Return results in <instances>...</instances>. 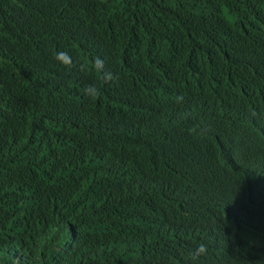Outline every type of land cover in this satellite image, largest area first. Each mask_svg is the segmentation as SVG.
Listing matches in <instances>:
<instances>
[{
    "label": "trees",
    "instance_id": "obj_1",
    "mask_svg": "<svg viewBox=\"0 0 264 264\" xmlns=\"http://www.w3.org/2000/svg\"><path fill=\"white\" fill-rule=\"evenodd\" d=\"M0 264H264V0H0Z\"/></svg>",
    "mask_w": 264,
    "mask_h": 264
},
{
    "label": "clouds",
    "instance_id": "obj_2",
    "mask_svg": "<svg viewBox=\"0 0 264 264\" xmlns=\"http://www.w3.org/2000/svg\"><path fill=\"white\" fill-rule=\"evenodd\" d=\"M64 55H66V54H61V58H63ZM203 252H206V245H204V244H200V245L198 246V248L195 250L194 255H199V254H201V253H203Z\"/></svg>",
    "mask_w": 264,
    "mask_h": 264
},
{
    "label": "bare ground",
    "instance_id": "obj_3",
    "mask_svg": "<svg viewBox=\"0 0 264 264\" xmlns=\"http://www.w3.org/2000/svg\"><path fill=\"white\" fill-rule=\"evenodd\" d=\"M171 207V206H170ZM24 216V215H23ZM130 228V227H129ZM138 232V231H137ZM160 233V232H159ZM155 238V237H154ZM203 259V258H202Z\"/></svg>",
    "mask_w": 264,
    "mask_h": 264
}]
</instances>
